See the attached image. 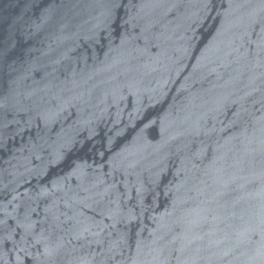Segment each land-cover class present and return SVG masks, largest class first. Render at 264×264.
<instances>
[{
    "label": "water",
    "instance_id": "water-1",
    "mask_svg": "<svg viewBox=\"0 0 264 264\" xmlns=\"http://www.w3.org/2000/svg\"><path fill=\"white\" fill-rule=\"evenodd\" d=\"M0 264H264V0H0Z\"/></svg>",
    "mask_w": 264,
    "mask_h": 264
}]
</instances>
